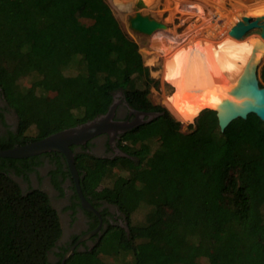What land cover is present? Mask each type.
Returning <instances> with one entry per match:
<instances>
[{"label": "trees", "instance_id": "obj_1", "mask_svg": "<svg viewBox=\"0 0 264 264\" xmlns=\"http://www.w3.org/2000/svg\"><path fill=\"white\" fill-rule=\"evenodd\" d=\"M151 85L106 0H0V92L18 117V145L106 112L118 90L133 107L162 112L121 135L127 157L74 154L83 195L116 205L127 229L110 226L64 261L49 195L22 192L7 174L32 159H0V264H264V123L249 114L221 131L204 110L183 133L148 102ZM139 210L143 218L131 221Z\"/></svg>", "mask_w": 264, "mask_h": 264}, {"label": "water", "instance_id": "obj_2", "mask_svg": "<svg viewBox=\"0 0 264 264\" xmlns=\"http://www.w3.org/2000/svg\"><path fill=\"white\" fill-rule=\"evenodd\" d=\"M145 6L143 0L135 2V13L129 18V26L135 31L151 34L156 26H163L159 21L144 15L140 9ZM228 34L235 39L248 38L252 48L245 64L236 78L225 86H214L193 91V95L207 90V94L193 101H184L181 91H173L174 101L172 106L178 114L191 124L204 110L215 112L220 130H224L230 122L237 118L246 119L249 114L256 115L264 123V85H260L258 68L264 59V14L257 16L243 15L230 29ZM174 90V89H173ZM112 101L106 112L95 116L83 123L64 128L51 133L38 140L30 141L0 150L1 158L20 159L35 156L46 152H59L67 162L68 168L74 178L76 191L82 206L93 210L83 197L78 183V174L74 164L72 145L85 144L88 140L101 133H107L113 139L119 134L162 114L156 111H136L132 121L113 120L114 106ZM117 156L127 157L121 150H116ZM127 229V226H123ZM72 250V249H71ZM71 252V251H70ZM64 255L63 261L70 254Z\"/></svg>", "mask_w": 264, "mask_h": 264}, {"label": "flooded vegetation", "instance_id": "obj_3", "mask_svg": "<svg viewBox=\"0 0 264 264\" xmlns=\"http://www.w3.org/2000/svg\"><path fill=\"white\" fill-rule=\"evenodd\" d=\"M112 101H116L113 115L115 121L134 120L136 115L133 110L154 111L150 108L133 107L127 101L122 90L113 93ZM122 134L112 139L109 134L101 133L85 144L72 145L70 148L74 154L86 153L94 157L113 160L112 158L117 156L116 150H121L119 139ZM19 139L18 117L0 92V144L6 145L7 143L14 147L18 145ZM0 159L3 158L0 157ZM20 159H32V162L29 166L17 162L15 166L7 167V174L17 183L22 192L39 189L49 195L52 204L58 211L62 227L61 236L56 243V248H54V252L62 254V261L64 255L70 251L72 254L73 251H84L92 248L102 233L110 226L123 227L126 225V216L116 205L110 202L91 200L83 195L93 210L82 206L74 178L65 157L61 153L46 152ZM79 170L81 169L76 167L78 183ZM49 259L55 263L59 260V256L52 252Z\"/></svg>", "mask_w": 264, "mask_h": 264}, {"label": "rangeland", "instance_id": "obj_4", "mask_svg": "<svg viewBox=\"0 0 264 264\" xmlns=\"http://www.w3.org/2000/svg\"><path fill=\"white\" fill-rule=\"evenodd\" d=\"M136 1L137 0H106L121 29L134 42L137 43L139 53L143 58V63L149 69V76L157 82L156 86L151 85L149 87L146 99L151 105L163 107L175 120L179 121L181 123V132H190L194 129L195 121L194 123L189 124L182 120L180 117L174 115L168 108L167 96L173 93V87L167 81H165L164 77L162 76L165 55L163 54L162 45L159 39L152 38V34H144L135 31L129 26V18L135 13ZM183 1H185L186 3L194 4V8L192 10H189L190 12L183 11L182 8L184 7V5H182V0H143L145 6L140 9V12L159 21L166 27L167 30H173L175 31V33L177 32L176 34L186 32L190 27L200 26V28H202L200 29L202 30V34H208L210 36V40L213 41L218 40V35L221 32L224 33V31L229 30L230 27H232L238 20H240L243 15L253 16L252 14L248 13L250 11L248 7L254 2L252 0ZM215 14L216 16H214ZM263 64L264 59L262 64L258 68V77ZM71 72V70H67V73ZM27 83L28 80L21 81L22 85H25ZM132 100L136 104L140 102L139 99L137 100L132 98ZM26 134L32 135L33 130H28ZM115 173L116 176L126 175V172L123 170H115ZM110 182L111 179L108 178L105 184L108 185L110 184ZM143 214L144 210H139L131 216V221L141 220L143 218Z\"/></svg>", "mask_w": 264, "mask_h": 264}, {"label": "bare ground", "instance_id": "obj_5", "mask_svg": "<svg viewBox=\"0 0 264 264\" xmlns=\"http://www.w3.org/2000/svg\"><path fill=\"white\" fill-rule=\"evenodd\" d=\"M252 1L254 2L248 7V13L253 16L264 14V0ZM182 3L185 12L194 8L192 3L183 0ZM200 29V26L190 27L188 31L176 34L177 32L167 30L166 27L156 26L151 32L152 38L159 39L165 55L162 76L173 87V91L182 92L184 101H193L207 94V90H203L193 95L192 90L199 91L206 86L209 88L231 83L240 73L252 48L247 37L235 39L226 29L218 35L219 39L214 41L210 40L208 34H202ZM174 96L173 93L167 96L168 108L184 120L172 106Z\"/></svg>", "mask_w": 264, "mask_h": 264}]
</instances>
